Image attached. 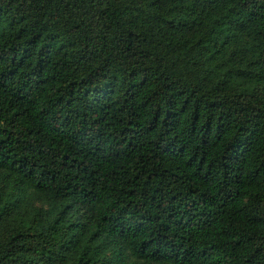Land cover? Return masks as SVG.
I'll return each mask as SVG.
<instances>
[{"label":"trees","instance_id":"1","mask_svg":"<svg viewBox=\"0 0 264 264\" xmlns=\"http://www.w3.org/2000/svg\"><path fill=\"white\" fill-rule=\"evenodd\" d=\"M0 264H264V0H0Z\"/></svg>","mask_w":264,"mask_h":264}]
</instances>
